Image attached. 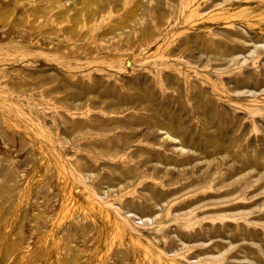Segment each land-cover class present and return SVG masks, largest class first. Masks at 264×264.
<instances>
[{"label": "rangeland", "instance_id": "rangeland-1", "mask_svg": "<svg viewBox=\"0 0 264 264\" xmlns=\"http://www.w3.org/2000/svg\"><path fill=\"white\" fill-rule=\"evenodd\" d=\"M207 1H195L191 5L205 4ZM238 1L241 5L238 9L249 11L256 7L258 1L264 2ZM50 3L51 0H0V91L11 92V102L19 104L15 109L7 108L10 103L0 98L6 105L0 106V264H114L118 261L120 251L126 253L123 264H209L207 260H199L205 259L200 258L199 253L202 252L203 255L211 252L205 257H216V251L210 249L216 243L225 246L223 253L228 251L230 256L235 254L238 248L234 247L240 240L225 233L228 228L222 233L211 234L215 226L223 225L209 217L217 207H200L198 200L204 194L190 196L185 195L188 190L179 192L180 184L184 185L200 175L188 173L189 179L185 178L176 185L166 187H163V182L176 177V169L170 176L163 178V182L151 179L157 174L152 166H158V170H162L163 165L158 162L145 164L144 153L147 149H155L153 145L145 143L147 129L138 127V132L135 133L128 126L122 125L131 120H135V124L141 120L144 122L152 112H136L131 107L130 111L113 113L110 110L116 108L106 110L107 107L101 105V100L93 95L94 93L107 99L111 105H116V102H112L114 99L128 105L129 101L136 99V90L131 89V86H136L152 89L151 94H155L157 102H163L167 95L176 98L177 95L172 90L165 91L161 97L163 86L156 84L159 80V75L156 74L159 63L152 56L163 53L168 45L173 49L181 44V38L176 39L174 34L182 29L200 34L210 30L221 31L227 29L228 25L225 21L182 25V21L187 20L191 7L177 1L169 8L168 0H159L152 7L154 18L132 29L139 35V31L143 32L150 27L155 33L152 46L137 52L141 43L133 46L119 43L118 51L104 52L98 46L97 36L102 31H111L118 19L124 18L131 9L126 8L119 14L108 12L91 24L77 27L73 36H66L63 31L69 26L68 23L51 30L52 16L63 8L50 7ZM202 9L203 7L199 8ZM161 10L168 16L163 21V28L157 26ZM213 10L203 15L220 14ZM39 12L41 15L34 18L33 13ZM239 20L243 19L236 18L233 22H240ZM245 23L243 20L242 25L236 29L242 30L248 39V53H254V49L258 48L263 52L264 33L260 30L264 27L256 25L249 28ZM123 38L126 37L120 40ZM233 57H239L243 64L233 67L231 76L242 79L249 73L259 71L254 70L259 64L254 66L255 61L248 58L247 53L236 52ZM64 62L69 68H65ZM172 64L180 74L192 77V71L186 65L176 62ZM263 67L264 61L260 64V68ZM214 72L216 70L212 69L211 89H207V98L217 107L222 105V108L227 109H220L217 119L227 124L225 131L228 135L234 132L232 126L241 124L246 126L247 133L250 126H254L253 119L227 103L226 94L214 95L212 85L217 79ZM200 74L201 77L193 75L189 79L200 84L207 73L200 71ZM30 75H37L36 78L41 81H48L51 79L49 77L55 76L72 86L85 84L80 93L84 96L79 97L82 101L86 94L92 98L81 107L73 108L70 104L75 100L74 96L80 95L76 89L71 87L57 91L55 84L37 86ZM107 75L110 76L108 80ZM177 75L174 73L173 76L178 77ZM94 78L102 82L92 87ZM225 82L228 84V81ZM12 84H21V87L15 90ZM181 87L184 93L182 84ZM235 93L237 94L231 96L243 100H251L252 96L263 99L264 84L258 87L240 86ZM207 100L205 98L204 102ZM178 105L179 101H172L171 110L174 113L184 110L186 131L191 130L196 134L200 131L204 134L207 128L211 129L198 119L199 116L191 111L190 105L185 109ZM257 120L259 123L256 125L264 126V112L256 117ZM253 136L252 133L246 139L254 143ZM113 145L120 148H112ZM100 147L113 149L116 151L115 156L111 154V157H102L103 155L97 154ZM170 148H175L178 153L186 150L182 149L178 141ZM172 152H167V156L175 160L178 159L175 157L181 158V155ZM74 164L79 166L80 173L75 171ZM134 176L141 178L135 197L145 196L151 188L153 192H166L165 200L145 212L136 211L123 205L134 198L131 195L121 203L110 199L114 206L108 208L99 200L102 197L95 196L84 188L89 186L93 189V186L101 184L103 193H108L114 179L124 184ZM225 190L229 194L241 189ZM98 194L102 195V192L99 191ZM212 196L210 201L215 200V194ZM69 197L76 209L67 211L64 202ZM168 198L173 201L167 202ZM244 211L253 212L249 215L250 218L260 219L264 216V208L260 209L258 203L251 208L231 210L228 213ZM158 216L160 220L155 222ZM75 219L78 220L77 225L84 227L85 236L82 239L75 235L66 243L63 236L69 234ZM249 225L253 232L241 239L242 244L249 251L255 252L259 259L256 260L253 255L249 259L246 254H240L226 260V264H264V229ZM116 226H120L121 230H117ZM196 231H204L206 236L189 239V234ZM66 247L71 251H66ZM73 252L75 262L72 263L69 259Z\"/></svg>", "mask_w": 264, "mask_h": 264}, {"label": "bare ground", "instance_id": "bare-ground-1", "mask_svg": "<svg viewBox=\"0 0 264 264\" xmlns=\"http://www.w3.org/2000/svg\"><path fill=\"white\" fill-rule=\"evenodd\" d=\"M177 1H179L180 4L189 5L192 9L189 10L186 16L187 20L182 21V25L188 23L189 25H193L206 21H225L224 23L228 25L227 29L221 31L210 30L200 34H192L188 32L189 30L182 29L174 34L176 39L177 37L181 38V44L175 46L173 49L168 45L163 53L152 56V58L156 59L159 63V68L156 70V74L159 75V80L156 84L163 86L161 87L163 90L161 97H163V94H165L167 90L174 91L177 97L173 98L167 95L163 102H157V100L154 99L155 94H153L154 96L151 94V91L153 93L152 89L137 88L136 86H131V89L136 90V99L129 101L128 105L121 103L118 99L112 100L113 103L116 102V105H111L107 99H102L94 93L93 95L101 100V105L106 106V110L116 108L115 110H110V112L113 113L120 114L130 111L131 107H133L132 109L135 111L137 110L136 112H152L151 116L147 117V120L144 122L141 120L135 124L133 123L135 120H131L130 123L122 125L124 127L128 126L135 133L138 132V127L143 126L147 129L145 143H147L148 146L153 145L155 149L146 150V153L143 155L145 164L150 165L153 164V162H158L163 165L162 170H158V166H152V169L157 172V174L151 177L152 180L155 178L163 182V178L170 176L174 169H176V177L172 179L169 178L168 182H163V187L176 185L178 182L185 180V178L189 179L190 177H187L188 173L189 175H200L198 178L191 179L190 182L184 185L180 184L181 188L179 192L188 190L185 195L190 196H195L196 193L204 194V196L208 194L205 198H203L204 196L199 198V206L217 207V210L212 211L209 217L223 224L222 226H215L211 234L222 233L225 228H228V231L225 233H230L232 238L240 241L234 247L238 249H236V253L232 256H230L231 254H229L228 251L222 252L225 249L223 244L216 243L213 244L210 249L215 250L217 256L205 257L208 253L202 255V252H200L199 257L205 259L199 260H207L210 262L209 264H226V260L236 258L237 255L240 254H246V258L253 255L256 257V260H258L257 254L249 251L248 247L242 244L241 239H244V237L253 232V230L249 228L251 227L249 224L264 229V216L263 218L256 219L249 217V215L253 213L251 211H244L236 214L228 212L231 210L251 208L257 203L260 209L264 208V197H260L262 194L264 195V126L256 125V123H259L258 120L256 121V117L261 116L264 112V95L263 99L252 96L251 100H243L231 96L232 94H237L235 92L240 86L249 87L251 85L253 87H258L264 84V67L260 68V64L264 61V51L260 52V49L257 47L258 49H254V53H248L250 50L249 45H247L248 39L245 37L242 30L236 29V27L242 25L243 20L244 23L246 22L245 25L247 24L249 28L256 25L264 27V2L258 1L256 7L250 11L247 9H238L241 6L238 0H208L205 4L200 3L198 5L197 3L199 0H168L170 4L166 5L170 8L171 4ZM195 1H197V3L192 6L191 4ZM158 3L159 0H51L50 7L63 8L61 12H57L52 16L53 26L51 30H54L56 26L63 23H68L69 26L63 31L64 35L73 36L77 32V27L80 25L91 24L108 12L119 14L126 8H129L132 11L126 12L124 18L118 19L111 31L108 32V30H105L100 32L96 41L100 49L104 52L118 51L119 43L129 44L131 46L136 43H141V47L137 52H142L152 46L155 40V33L150 27L145 28L143 32L139 31V35L132 31V29L136 25L140 26L144 22H149L150 18H154L155 14L152 7L156 6ZM194 7L195 9H193ZM201 7H203V9L199 10ZM211 10L219 11L220 14L216 16L203 15L208 11L210 13ZM161 11L162 12H159V18L157 17L159 21L157 26L163 28V21L166 20L168 16L163 10ZM70 13H73V15H70ZM38 15H41L40 12L37 14L33 13L34 18H37ZM236 18H241L243 20H239L240 22H233ZM251 23L255 24L252 25ZM260 31L264 33V29ZM262 36H264V34H262ZM122 37L126 38L120 40ZM85 50L88 52V48ZM166 50L168 51L166 52ZM236 52L247 53L248 58L255 61L253 64L254 66L259 64V66L254 69L259 71L249 73L242 79L238 78V76H231V69L239 64H243L239 57H233ZM253 54H255V56H253ZM174 62L186 65V68L192 71V77H185V74H180L175 68V65L172 64ZM64 63L65 68H69L67 63ZM212 69L216 70L214 75L217 77L212 85L214 95L226 94L227 103L231 104L234 109L244 111L253 119L252 122L254 126H250V130H248L247 133H245L246 126L241 124L239 126H232L234 132L228 135L225 131L227 124L217 119L218 115H220L218 111L220 109H227L224 107L222 108V105H218L217 107L213 104L214 102L207 98V89H211L212 80L210 77ZM200 71L207 73V75L205 80H201L202 82L200 81V84H196V82L190 79L193 78V75L201 77ZM174 73L178 74V77H174ZM30 77L37 86L55 84L57 91H63L62 89L73 87L72 89H76L77 94L81 93L82 86L85 85L78 83L76 86H72L69 82L56 78L55 76L49 77V79H51L48 81L39 80L36 78L37 75H30ZM72 78H75V76H72ZM108 78H110V76L107 75L106 79L108 80ZM225 81H228V84ZM99 82L101 83L102 81L98 78H94L92 87L98 85ZM205 83H208L210 86L205 85ZM181 84L184 86V93ZM12 87L18 90L21 84L16 86L12 84ZM110 89L111 88H109V90ZM11 94L12 93L7 90L0 91V98L4 102L10 103V105L6 106L0 99V106H6L7 108L12 107L13 109L19 107L18 103L11 102ZM79 96L84 95H75V102L73 101V103L70 104L71 107L79 108L83 104H86L89 98H92L86 94L85 100L82 101ZM205 98L206 100L208 99L206 102H204ZM172 101H179V105L182 109L190 105L191 111L196 112L199 116L198 119H201L206 126H210L211 129L207 128V132L204 134L200 131L198 134L191 130L186 131L187 129H184V118L186 117V113L184 110H179L178 113H174L171 110ZM96 105L97 104H95V106ZM67 124L71 126L70 122H67ZM252 133L255 138L254 143L251 142L252 140L248 141V139H246V137H249ZM176 141L180 142L182 149L186 150L178 153L175 148H170ZM112 148H120V146L113 145ZM107 149L108 147H100L97 154L103 155L102 157H111V154L115 156L116 151ZM160 149H162V151H160ZM167 152H172L178 156L181 155V158L175 157L178 158L175 160L167 156ZM98 157L102 158L101 156ZM75 171L80 173L78 165H75ZM254 173H256V175H254ZM140 182L141 178L136 176H134L130 182L124 184L114 179L113 184L110 185L111 190L108 193H103L101 184L93 186V189L89 186H84V188L90 190L95 196L102 197L99 200L103 201V205L108 208L114 206V203L109 201L110 199H113L117 203H121L126 197L131 195H133L134 198L126 201L123 205H127L136 211L145 212L149 210V208L156 207L159 202L165 200L166 192H153L149 187L145 196L139 195L135 197V190ZM226 188H238L241 190L228 194L225 192ZM99 191L102 192V195L98 194ZM245 193H247V195ZM212 194H215V200L210 201V198L213 197ZM172 201L173 200L169 201L168 198L167 202ZM64 205L67 211L75 208V204L70 197L65 200ZM107 217H109V215H107ZM158 220H160V216L156 217L155 222ZM77 221V219L73 220L69 234L63 236V240L66 241V243L68 240L73 239L75 235H77V237L80 236L82 239L84 238V227L77 225ZM233 223L235 224L233 225ZM116 228L117 230H121L120 226H116ZM197 232L198 231L192 235L189 234L188 238L194 239L206 236V232L204 231ZM65 249L66 251H71L68 247ZM209 254H211V252ZM117 256L118 261L114 264H123L126 253L120 251ZM69 260L72 263L75 262L74 252ZM171 264H173V262H171Z\"/></svg>", "mask_w": 264, "mask_h": 264}]
</instances>
